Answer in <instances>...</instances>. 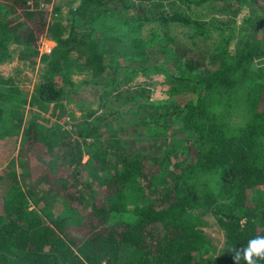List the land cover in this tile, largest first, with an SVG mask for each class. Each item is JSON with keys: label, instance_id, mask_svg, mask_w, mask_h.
<instances>
[{"label": "trees", "instance_id": "1", "mask_svg": "<svg viewBox=\"0 0 264 264\" xmlns=\"http://www.w3.org/2000/svg\"><path fill=\"white\" fill-rule=\"evenodd\" d=\"M208 1L0 0V62L35 64L41 37L57 41L30 100L0 72V166L19 146L29 186L0 191V264H234L232 250L264 236V0L186 8ZM242 6L253 12L241 24L219 14ZM147 72L164 74L163 95L121 87ZM81 86L92 96L72 131L42 122L39 108L58 119ZM91 168L104 172L102 192ZM33 174L46 189L30 190Z\"/></svg>", "mask_w": 264, "mask_h": 264}, {"label": "rangeland", "instance_id": "2", "mask_svg": "<svg viewBox=\"0 0 264 264\" xmlns=\"http://www.w3.org/2000/svg\"><path fill=\"white\" fill-rule=\"evenodd\" d=\"M57 0H55L56 2ZM210 1V0H209ZM209 1L205 2L204 4H200V5H196L193 4L191 8H189L188 6H186V8L193 13L192 11L194 10L195 13L198 16H204V15H208L210 13H212L214 11V7H211L209 5ZM211 2V1H210ZM54 3V1H52V4ZM181 3V2H180ZM179 3V4H180ZM183 4V3H181ZM53 5L50 7V12L52 11ZM68 8V4L64 5V10H66ZM253 12L252 9L249 6H242L240 7L238 10L237 9H224L223 11H220L219 14L224 17V18H230L232 19V22L235 24H241L243 21V17L246 16L247 14ZM193 13V14H195ZM214 13V12H213ZM55 17H58V15L56 13H54V16L52 15L51 12V16H50V22H49V28L51 29L52 26H54L55 23ZM151 25H146L144 27V34L147 35L149 34V32L151 31ZM175 31L178 36L184 40V42H187V40L189 39L188 36H186V33L183 28L181 30L179 29H175L173 30ZM57 45V41L53 38H50L49 36H47L46 34H44L41 39H40V44H39V49H40V55L38 56V60L37 63L33 64V63H26L24 60L20 59L18 54L16 53L14 57H12L9 60H5L3 62H0V72L5 74V75H11L14 78L16 77L18 80H20V85L22 86V88L24 89L25 92H27L28 95V99H31V95L32 93H34V87L35 84L40 80V75L43 72V59H42V55L43 53H48L50 52L55 46ZM13 46H15V44H13ZM231 47L233 48V42L231 44ZM201 70H198L197 72L199 73ZM76 78H81L83 77L82 75H78L75 74L74 75ZM139 84L142 85H147L149 87L152 88V92L155 97L161 96L163 95V90L167 89L168 84L166 83V78L164 76L163 73H157V72H151V73H140L138 75H136L134 77V80L131 81L128 84H124V82H122L121 87H128L129 85H133V86H137ZM81 92L78 93V100L76 98L74 99H66V107L64 112L62 113L63 115L61 117H59L58 119L55 117L54 113H55V109L54 106L52 104H50L47 108H39V113H41V115L45 118L42 122L45 123L46 125H51L49 123V121L47 122V119H50L52 121H58L61 126H63L65 128V130H69L72 131L73 129V124L78 121L79 119L82 118L83 113L85 112V109H87L89 104H86L87 101L89 100V97L92 96V94L88 91L85 90L87 87L89 86H81ZM127 99L126 95H123L121 97H119L118 99H116L115 101H113L112 103L114 104H125ZM93 106L95 107L96 105L93 104ZM118 106V105H117ZM122 108L126 109L127 106H121ZM27 109L29 114L31 111H33L34 109H31V106L29 105V102L27 103ZM131 110H128L125 112V116L130 117L131 116ZM74 122V123H73ZM127 126V125H126ZM124 126L123 129L125 130V133L128 134V128ZM117 127V126H116ZM122 128V127H119ZM125 134V136H127V138L129 139L130 136H133L132 134L127 135ZM179 134V133H176ZM146 138V137H144ZM88 140H92V137L88 138ZM9 142V141H8ZM48 147L45 146V149L43 148L42 145L38 146V151L39 154H41L42 156V160L46 163L47 160L49 159V155L50 152L47 150ZM161 149V148H159ZM19 146L16 147V149L14 150V152L12 153V155H10V157L8 158V160L6 161V163L2 166H0V173L2 174L1 178H0V191L1 190H6L7 187H9V185L11 183H17L20 184L19 187H21L22 189L26 186L25 183L24 185L21 184L20 181V176L19 173L21 171V167L19 166V162H18V156L19 155ZM90 155V153H86L84 156V159L88 158ZM14 159V162L12 161ZM12 161V162H11ZM10 167V171H8ZM70 170V169H69ZM93 172V177L91 179V182L95 185L98 181L99 183L101 182V180L103 179L102 176V172L101 173V169L100 168H91ZM15 171V180H13V175H10L9 172H14ZM40 176V174H33V179L34 181L32 182V185L34 186H30L31 187V191H34V188L39 189V188H43L46 189V187L48 186V183L43 180V179H38V177ZM41 178V177H40ZM86 178V177H85ZM36 179V180H35ZM87 179V178H86ZM11 181V182H10ZM97 186V184H96ZM33 187V188H32ZM99 187L98 189L102 192L103 187H100L99 185L97 186ZM31 206H35V202L34 200H31ZM38 203L40 205H43L45 202L43 200H38ZM58 207L60 206L59 204L57 205ZM2 209V198H0V210ZM211 217V215H210ZM209 214L207 215V218H210ZM207 231H209V235L211 236L213 243L216 245V247H221L225 238H224V233L223 230L218 228V226L216 224H214L213 221H211L210 218V223L209 225H207Z\"/></svg>", "mask_w": 264, "mask_h": 264}, {"label": "clouds", "instance_id": "3", "mask_svg": "<svg viewBox=\"0 0 264 264\" xmlns=\"http://www.w3.org/2000/svg\"><path fill=\"white\" fill-rule=\"evenodd\" d=\"M234 264L243 259L246 264H259L264 260V236H256L247 242L246 246L232 250Z\"/></svg>", "mask_w": 264, "mask_h": 264}]
</instances>
